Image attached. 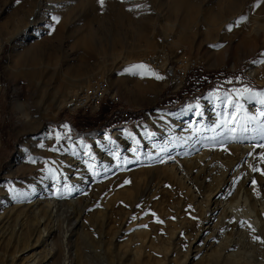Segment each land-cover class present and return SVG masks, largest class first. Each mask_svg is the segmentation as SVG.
Wrapping results in <instances>:
<instances>
[{
    "label": "rangeland",
    "instance_id": "obj_1",
    "mask_svg": "<svg viewBox=\"0 0 264 264\" xmlns=\"http://www.w3.org/2000/svg\"><path fill=\"white\" fill-rule=\"evenodd\" d=\"M33 1L0 0V196L9 198L0 264H22L40 250L50 260L53 237L55 264H264V115L246 119L264 105V15L248 10L256 0H189L199 11L181 29L183 15L169 12L168 0H109L100 9L51 0L31 24ZM230 6L247 44H214L202 30V7L216 28ZM83 35L94 40L90 50L74 44ZM160 50L169 64L198 65L177 82L146 64ZM29 55L34 61L24 62ZM147 73L152 92L140 89ZM98 78L120 105L77 110L74 93ZM15 88L26 103L20 110ZM207 99L227 106L217 110L224 125L213 127L204 112L211 107L202 106L185 136L182 114ZM117 109L132 119L126 127L114 122ZM114 131L129 133L126 145ZM102 134L109 140L91 145ZM79 194L83 208L74 203ZM38 201L49 207L33 211Z\"/></svg>",
    "mask_w": 264,
    "mask_h": 264
},
{
    "label": "bare ground",
    "instance_id": "obj_2",
    "mask_svg": "<svg viewBox=\"0 0 264 264\" xmlns=\"http://www.w3.org/2000/svg\"><path fill=\"white\" fill-rule=\"evenodd\" d=\"M49 1H51V0H34L33 2L35 3L34 4V6L32 7V5L30 4V10H29V13H31V16L32 15H34V16H38V18L36 19L35 18V20H33V22H31V24L32 23H36V22H38V21H42V15L44 14V11H47L48 10V2ZM74 1V0H73ZM108 1L109 0H103V4H101L100 2H99V0H87V1H85V4L87 5V6H90V7H93V8H96V9H100L101 7L102 8H104V7H107L108 5H107V3H108ZM257 3V4H256ZM252 4V3H251ZM53 6V5H52ZM203 6V5H202ZM49 7H51V5H49ZM64 7V6H63ZM255 7V10H256V12H262L263 13V15H264V1L263 0H256V2L254 1L253 2V4H252V6H251V8H249L248 10L249 11H252L253 10V8ZM33 8V9H32ZM32 9V10H31ZM55 8H53V10H54ZM166 9L169 11V12H171V13H181L182 15H183V20H182V22H184V23H179L180 24V29L182 28V27H184L185 25H187V24H189V20H191V18H190V15L192 14V13H197L198 11H199V9H198V6H195V5H192L191 3H190V1L189 0H168V4H166ZM204 8L202 7V14H205V16H203L202 17V30H203V32H205V33H208V32H210V36H209V41H211L212 43H214V41H217L216 39H220V40H223V41H221L222 43L224 42V43H226V44H228V45H230V44H233L232 42H233V39H236V40H238L237 41V43H239L242 39L243 40H245L246 41V44L248 43V41L250 40L249 39V36H247L248 35V33L246 34V32L247 31H245V29H241V28H236V27H242L241 25H238L237 24V21H235V17H233V16H231L229 13H230V11L231 10H233L232 9V6H230V7H226L225 8V10H226V12H227V16L223 19V20H221L219 23H216L217 24V27L215 28L214 26V28L212 29V28H208V27H210V25H214V19H213V17H209L208 15H206V14H208L207 12H206V10L204 11L203 10ZM57 9H55V11H56ZM53 12V11H52ZM251 13V12H250ZM250 13H249V15H250ZM54 14H56V13H54ZM229 14V15H228ZM59 20V19H58ZM61 20V19H60ZM115 21L116 22H121V20L119 19V18H116L115 19ZM61 22H62V20L60 21V23H59V21L57 22L58 23V25H57V27H60V25H61ZM144 25V24H143ZM246 25V24H245ZM261 26H264V16H263V18H262V20H261V23H260V25H259V28L261 27ZM30 27V26H29ZM186 27V26H185ZM184 32V31H183ZM181 33H182V31H181ZM213 34H215V36L217 37V38H214V37H211V35H213ZM232 34H233V36H232ZM178 38H180V40L182 41V42H184L185 44H187V43H190V35H188L187 33H182V35H180V36H178ZM220 40H219V42H215L214 44H219V45H221L222 43L220 42ZM94 40L90 37V36H82V37H79L78 39H76L75 40V45H76V47H78V48H84V49H88V50H90L91 49V46H92V42H93ZM116 41H118V40H116ZM221 43V44H220ZM147 45V44H146ZM148 47H146V49H147ZM151 53V50L150 49H148V51H147V53L146 54H150ZM162 53H164L162 50H160V52H158V53H156V55H158V54H160V55H158V56H156V55H154L151 59H148L147 61H146V64L147 65H149L150 66V68L151 69H153L155 72H156V70H158L160 73H162V71L164 72V71H166V70H168L166 73V75L168 76V77H170V78H172V77H174V75H175V72L174 71H176L177 70V68L178 67H181V66H185V65H191V64H193V62H191V61H189L188 59H185V58H180L179 60L178 59H176V61H174V63H171V64H169V60L167 59V57L165 56V55H162ZM156 56V57H155ZM31 59V60H30ZM194 59V58H193ZM28 60H30V61H34V56H32V55H29L28 57H26V59L24 58V62H26V61H28ZM194 62H195V66H197L198 65V63H197V60L195 61V60H193ZM168 67H170V68H168ZM255 73H256V67L255 66H253V67H251V69L249 70V74L250 75H253L254 74V76H255ZM28 75V74H27ZM149 75V73H147V74H145L144 75V78H146V81L145 82H143L144 84H141V88L140 89H142V90H147V91H153L152 90V88L153 89H156L155 87H153V86H150V87H147L146 85L149 83V81H150V79H148V76ZM148 76V77H147ZM30 77V76H29ZM99 82H101L102 84H103V86H105V89L103 90V94H106L105 96H104V98L102 97L101 98V103H99V110H97L96 109V112H99L100 111V107H103V105H110L107 101V96H111L110 94H109V92H108V88H107V84L105 83V80H103L102 78H98V79H95V80H91L89 83H88V85L86 86V87H84L83 89H82V91H80L79 93H74L75 95H77V96H87V91H89V89H95V85L97 86V83H99ZM96 83V84H95ZM41 84V83H40ZM39 84V86H41ZM146 84V85H145ZM43 87H44V85H43ZM45 87H46V84H45ZM44 87V88H45ZM20 88V87H19ZM42 88V87H41ZM15 90L16 91H14L15 92V97H16V101H15V103H16V105L14 106V107H16V109H17V107H19L18 109L20 110V108L21 107H23L24 105L23 104H25L26 105V103H23V102H25V99H24V101L22 102V90H18V88H15ZM81 90V89H80ZM79 91V90H78ZM30 93L29 94H31L32 96H33V98H35L36 97V95L38 94V92H39V89H32L31 88V91H29ZM25 95V94H24ZM114 95V94H113ZM111 96V103H113V105H116V106H119L120 105V102H119V99L117 98V97H114V96ZM14 97V96H13ZM76 97V96H75ZM75 97H74V99L73 100H71L72 102H75L76 103V106H77V102L75 101ZM28 98V97H27ZM27 100V99H26ZM30 100V99H29ZM67 101V100H66ZM214 101L213 100H211V99H207V100H203V101H201L200 102V104L199 105H194L193 107H191L186 113H184V114H182V119L178 122V124H177V127L178 128H181L184 132H185V136H187V137H189V136H192L191 135V133L189 134V133H187V131H186V129L187 128H189V127H191V126H195L196 125V123H197V119H199L198 117L201 115L200 114V108H202V106H203V109L204 108H208V107H211L210 109H212V112L211 113H207V112H209V111H211V110H209V111H204L205 112V114H207L205 117H213V119H211L210 121H216V124L215 125H213L212 123H211V125H213V127H217V126H223L224 125V120H225V118L224 117H222L220 120H216L217 119V117H218V115H223V116H226V113L225 114H223L221 111H222V109H223V107L224 106H219L218 104H216V103H213ZM248 101H246L245 102V104L246 105H249V103H247ZM213 104V105H212ZM224 105V104H223ZM227 106H225L224 107V111L223 112H225L226 110H227V108H226ZM76 109L77 110H82V109H80V108H78V107H76ZM219 109H221V111L220 112H218L217 110H219ZM205 110V109H204ZM250 111H251V113L246 117V119H249V116H253V117H259V116H262V115H264V105H261V106H257V107H251L250 109H249ZM17 112V111H16ZM22 112V111H21ZM227 112V111H226ZM203 114V113H202ZM198 116V117H197ZM230 118H232L233 120H230V122H232V121H234V119H236V117L238 116V115H236V113L234 112V113H232V114H230V115H228ZM24 114H21V115H18L17 114V118H16V125L17 126H19V127H22L23 125H24ZM188 117H190V118H192V117H194V119H193V121L192 120H190V118H188ZM202 117H203V115H202ZM229 117H227V118H229ZM204 118V117H203ZM242 118V117H241ZM189 119V120H188ZM202 119V118H201ZM200 122V121H199ZM199 124V123H198ZM200 125V124H199ZM127 126V123L125 124V127ZM203 126V125H202ZM262 126L264 127V122H263V124H262ZM224 129V128H223ZM146 131V130H145ZM204 131H207L205 128L204 129H202V133L204 132ZM222 131H224V130H222ZM143 131H141V129L140 130H137V133H136V135H137V137H139V138H141L142 137V135L143 134H141ZM196 133V132H195ZM145 134V133H144ZM113 138L115 139V141L116 142H118V143H122L123 145H126L125 143H126V141H127V139L128 138H130L129 137V133L128 132H126V131H114L113 132ZM143 138V137H142ZM187 139V138H186ZM189 139V138H188ZM192 139V138H191ZM107 140H109V138H108V136L106 135V134H102L98 139H96V140H92L91 141V145H98L99 143H104V142H106ZM113 141V140H112ZM139 141H142L141 139H139ZM77 142V141H76ZM85 146V145H84ZM86 147V146H85ZM111 149V148H110ZM129 151H134V146H131L130 148H129ZM243 157H244V155H243ZM165 161H167V160H165ZM164 161V162H165ZM169 161V160H168ZM239 161V160H238ZM107 162V161H106ZM235 162H237V161H235ZM145 167V166H144ZM154 167V166H153ZM153 169V168H152ZM148 170H150V167H149V169ZM90 182V181H89ZM91 188V187H90ZM230 189V188H229ZM230 191V190H229ZM50 193V192H49ZM42 198V197H41ZM81 195L79 194L78 196H77V198H76V200L77 201H75L74 203L75 204H78V205H80V206H77V207H80L81 208V205L85 202V200H83V198H85V197H82L81 199ZM42 200V199H41ZM47 200V199H46ZM45 200V201H46ZM75 200V199H74ZM8 201H9V198L8 197H6V196H3V195H1L0 196V211L3 209V208H5V205H7V203H8ZM39 202V201H38ZM49 204H45V203H43V202H39V203H35V204H33V205H31L32 207H33V211H36V212H38V211H40V212H42L43 211V209H45V208H48L49 206H48ZM85 206V205H84ZM87 206V205H86ZM19 207H22V206H19ZM29 208V207H28ZM82 208H83V205H82ZM13 209V208H12ZM12 209H10V211L12 210ZM25 209V208H24ZM28 210V209H27ZM42 210V211H41ZM9 212V211H8ZM0 216H2V215H0ZM8 217H5V218H1L0 217V229L1 228H3L4 227V225L7 223H5V220H8L7 219ZM50 230V229H49ZM69 230H71V229H69ZM69 230H67L66 232H70ZM65 232V233H66ZM53 235V234H52ZM55 236V235H54ZM64 238H66V235L64 236ZM54 237L51 239V241H50V243L48 244V245H50V251H53V256L52 257H49V259L50 260H47V257L44 255V253L45 252H43L44 250H40V251H36V252H34V253H32L31 254V256L26 260V262H24V263H22V264H42V263H47L48 262V264H55V262H57V260H58V257L60 256V251L61 250H59V249H57V248H55V244H56V242H54ZM46 242H48V241H46ZM37 243H35V245H33V247H32V249H34L35 247H37L38 246V244L36 245ZM59 248L60 249H62V246H59ZM69 250H71L70 249V247L68 248H66L65 249V252L67 253V254H69L70 252H69ZM47 251V250H46ZM46 257V258H45ZM14 264V263H13ZM17 264V263H16ZM64 264V263H63Z\"/></svg>",
    "mask_w": 264,
    "mask_h": 264
},
{
    "label": "built area",
    "instance_id": "obj_3",
    "mask_svg": "<svg viewBox=\"0 0 264 264\" xmlns=\"http://www.w3.org/2000/svg\"><path fill=\"white\" fill-rule=\"evenodd\" d=\"M195 62L193 61V64L191 65H185L178 67L175 71V78L177 82H180L182 78L186 77L187 74L193 71V69L196 67ZM96 84V83H95ZM105 89V86L101 82L97 83V86L95 85V89H89L87 91V96H76L75 101L77 102V107L82 109L84 112L89 113H97L96 109L99 110V103H101V98L106 95L103 94V90ZM109 101L108 103L110 105H113L111 103V96L106 97ZM132 119H122V112L117 109V115L114 119V122L123 123V126H125L126 123L131 122Z\"/></svg>",
    "mask_w": 264,
    "mask_h": 264
},
{
    "label": "snow or ice",
    "instance_id": "obj_4",
    "mask_svg": "<svg viewBox=\"0 0 264 264\" xmlns=\"http://www.w3.org/2000/svg\"><path fill=\"white\" fill-rule=\"evenodd\" d=\"M99 2L101 3V4H103V0H99ZM54 19H56V22H58V18H54ZM135 68H138V69H144L145 68V66L144 65H138V66H134ZM158 79L159 78H161V77H157ZM262 103H264V101H262ZM66 127V126H65ZM262 174H264V173H262Z\"/></svg>",
    "mask_w": 264,
    "mask_h": 264
}]
</instances>
